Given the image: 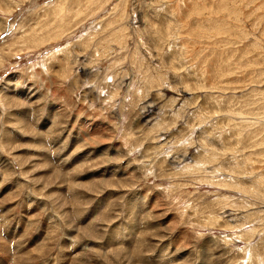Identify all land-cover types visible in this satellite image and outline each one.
Here are the masks:
<instances>
[{"label":"rangeland","instance_id":"rangeland-1","mask_svg":"<svg viewBox=\"0 0 264 264\" xmlns=\"http://www.w3.org/2000/svg\"><path fill=\"white\" fill-rule=\"evenodd\" d=\"M0 264H264V0H0Z\"/></svg>","mask_w":264,"mask_h":264}]
</instances>
